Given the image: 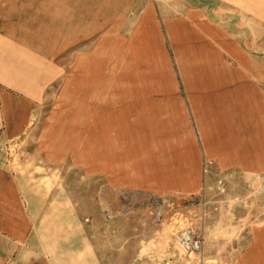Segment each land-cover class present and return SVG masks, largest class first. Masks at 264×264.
Masks as SVG:
<instances>
[{"label": "rangeland", "instance_id": "374dc122", "mask_svg": "<svg viewBox=\"0 0 264 264\" xmlns=\"http://www.w3.org/2000/svg\"><path fill=\"white\" fill-rule=\"evenodd\" d=\"M157 3L0 0L10 36L24 35L26 60L41 55L51 68L19 146L6 145L24 206L41 210L32 217L52 239L75 240L85 227L100 264H264V165L225 167V193L215 177L206 184L210 219L200 205L203 162L218 161L209 141L260 125L257 97L240 84L224 39L175 13L166 20ZM230 25L264 63V25L250 29L254 38L250 24ZM160 70L173 78L177 119L160 101ZM60 138L70 143L58 151ZM189 222L204 235L200 252L178 239Z\"/></svg>", "mask_w": 264, "mask_h": 264}, {"label": "crops", "instance_id": "0c3cea01", "mask_svg": "<svg viewBox=\"0 0 264 264\" xmlns=\"http://www.w3.org/2000/svg\"><path fill=\"white\" fill-rule=\"evenodd\" d=\"M159 3V9L162 6L165 8L161 13L163 11L166 20L175 13L177 22L198 24L207 37L224 39L227 53L235 60L234 70L241 71L243 76L240 84L251 87L250 97L254 93L257 97L259 113L253 118L254 121L259 120L263 128H258L260 125L255 124L256 128L246 126L245 132L236 129L230 138L226 136L224 143L219 139H211L210 151L214 150L211 152L218 158L214 169L223 173L231 170L225 167L235 164L248 169L263 167L264 63L234 40L238 33L230 24L235 22L241 28L250 24L249 30H253L255 24L257 27L263 26L264 0H159ZM174 6L175 12L172 10ZM151 7V3L145 6L141 20L136 26V33L145 30L141 21L144 26L148 25L152 16ZM253 36L255 37V34L252 35L251 31V38H254ZM25 54L24 35L17 30L15 38L10 36L8 19L0 16V216H4L0 218V264H100L96 248L85 227L77 228V236L80 237L75 240L71 238L73 234L68 239L60 240L52 239L50 234H46L45 225L34 221L32 217V214H41V210L24 206L17 178L10 171L6 145L10 141H16L18 144L26 134L35 112H38L39 104L46 96L45 85H42V71L51 70L50 64L41 61V55L26 60ZM157 75L160 76L158 85L164 94L160 101L167 105V116H176L178 105L172 87L173 78L163 70ZM231 80L233 81L232 78ZM247 95L249 96V92ZM249 100L254 101L253 98ZM69 143L68 138H60L55 150H65ZM236 161L239 162L235 163ZM64 227V230H71L72 224H65Z\"/></svg>", "mask_w": 264, "mask_h": 264}, {"label": "built area", "instance_id": "2783aa9c", "mask_svg": "<svg viewBox=\"0 0 264 264\" xmlns=\"http://www.w3.org/2000/svg\"><path fill=\"white\" fill-rule=\"evenodd\" d=\"M203 174H204V187L202 189L200 205L203 210V218L210 219L212 217V212L207 210L208 206L211 204V200L206 195V190H213L212 185H206L208 178L215 177V187L219 193H225L226 183L228 180V175L219 173L214 169V162L211 159H205L203 162ZM217 208V207H216ZM178 239L186 252H200L205 244V238L203 234L196 231L193 222H189L186 228L180 231L178 234Z\"/></svg>", "mask_w": 264, "mask_h": 264}, {"label": "bare ground", "instance_id": "6f19581e", "mask_svg": "<svg viewBox=\"0 0 264 264\" xmlns=\"http://www.w3.org/2000/svg\"><path fill=\"white\" fill-rule=\"evenodd\" d=\"M158 72H159V70H158ZM158 72H157V73H158ZM121 117H123V116H120V118H121ZM168 117H173L174 119H175V118L177 119V116H175V115H173V116H168ZM52 147H53V146H52Z\"/></svg>", "mask_w": 264, "mask_h": 264}]
</instances>
